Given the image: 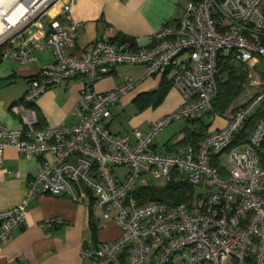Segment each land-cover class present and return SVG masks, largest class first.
<instances>
[{
  "label": "built area",
  "instance_id": "built-area-1",
  "mask_svg": "<svg viewBox=\"0 0 264 264\" xmlns=\"http://www.w3.org/2000/svg\"><path fill=\"white\" fill-rule=\"evenodd\" d=\"M74 1L0 0L2 59L34 61V53L44 50L53 56L10 107L22 125L13 130L0 122V165L8 148L26 161L40 160L23 202L0 211V245L23 225L29 203L38 195H63L94 205L104 221L115 222L120 230L116 240L82 249L90 264H113L122 255L126 264H264V119L246 129L264 105V80L254 78L259 67L264 72V0H188L176 22L149 37L147 49L116 45L107 28L82 56L68 52L81 27L72 18ZM58 4L65 23L44 25ZM220 60L248 71L232 117L209 131L197 149L155 152L153 142L167 126L212 109L222 77ZM118 65L145 71L137 80L126 77L114 90L95 92V82ZM163 76L180 94V107L146 129L111 133V111L121 98L139 81ZM76 79L84 84L70 112L74 123L38 130L31 106L48 89ZM220 155L228 168L218 164ZM148 177L165 185L186 181L206 191L188 204L137 205L130 193L139 181L148 185Z\"/></svg>",
  "mask_w": 264,
  "mask_h": 264
},
{
  "label": "crops",
  "instance_id": "crops-1",
  "mask_svg": "<svg viewBox=\"0 0 264 264\" xmlns=\"http://www.w3.org/2000/svg\"><path fill=\"white\" fill-rule=\"evenodd\" d=\"M187 1L75 0L72 18L81 27L74 48L68 52L76 56L90 53L96 42L106 34L107 28L110 29L112 41L116 45H125L130 50H145L149 47V37L164 25L172 24L180 18ZM62 10L60 4L53 7L43 19V24L47 25L51 20L64 24ZM34 57V61L24 63L10 59L0 61V122L9 129L15 130L22 125L21 117L13 113L10 107L25 95L29 79L36 76L39 69L53 58L49 50L35 52ZM126 69L134 70V73L128 76L134 80L139 79L145 71L143 66L112 67L107 76L95 82L94 91L104 93L114 90L123 83L125 78H122V74ZM168 78L163 76L141 80L135 89L126 95H131L129 101L132 102L140 94L157 90L160 82H167ZM83 84L82 79L70 80L48 89L41 95L31 106L37 119L36 128L44 130L62 122L73 124L70 112L80 98ZM181 104L180 94L171 88L156 109L150 108L136 113L132 120H129L134 123V127L123 133L111 131L109 123L113 122L115 117L111 111L112 118L108 129L115 135H124L133 128L146 129L159 118L177 110ZM215 118H211L210 124L216 121L217 125L212 129L209 127V131L223 127L229 120L217 115ZM181 139L182 135L180 139L169 140L164 144L166 150ZM153 150L161 153L155 142ZM183 151H168L162 154H177ZM45 159H49L48 155ZM39 170L38 158L26 161L12 148L3 151L0 165V211L16 207L23 202L27 185ZM16 172H19L17 178ZM94 209V205L87 207L63 195H38L29 203L23 225L14 231L10 240L0 245V264H90L82 257V249L114 241L120 236L115 222L96 217ZM91 225L96 228L95 238ZM113 264H119V261Z\"/></svg>",
  "mask_w": 264,
  "mask_h": 264
},
{
  "label": "trees",
  "instance_id": "trees-1",
  "mask_svg": "<svg viewBox=\"0 0 264 264\" xmlns=\"http://www.w3.org/2000/svg\"><path fill=\"white\" fill-rule=\"evenodd\" d=\"M264 43V40H263ZM3 50L0 48V61L2 60ZM221 77L218 80V93L212 103V109L198 117L186 119V127L182 130V139L167 147L169 152H179L187 147L197 149L200 142L209 132L210 124H206L203 117L214 114L224 118H231L236 110V101L243 92V87L248 77L242 65L230 64L227 60L219 61ZM171 89L170 81L162 80L157 90L140 94L135 97L132 104L137 113L147 109H156L163 101L168 91ZM235 103V106H234ZM264 119V105L255 113L246 124V129H250L254 120ZM245 137V134H243ZM193 187L186 181L171 182L164 187L154 186L148 183L146 186H136L130 196L137 205L147 202H163L171 206L188 204L192 199ZM92 235L95 238L96 228L91 225ZM119 264H126L125 256L118 258Z\"/></svg>",
  "mask_w": 264,
  "mask_h": 264
},
{
  "label": "rangeland",
  "instance_id": "rangeland-1",
  "mask_svg": "<svg viewBox=\"0 0 264 264\" xmlns=\"http://www.w3.org/2000/svg\"><path fill=\"white\" fill-rule=\"evenodd\" d=\"M234 66L236 64H233ZM244 68V67H243ZM245 70V69H244ZM246 73L248 71H245ZM134 73V70H130V69H126L125 72L122 74V78H126L128 76H130L131 74ZM248 74V73H247ZM225 76V75H224ZM222 76V78L224 77ZM248 78V77H247ZM254 78L257 79H261L264 80V72L262 70V68L259 67V71H256V74L254 75ZM247 80V79H246ZM136 92V91H135ZM244 92V91H243ZM242 92V93H243ZM134 94V93H132ZM131 95H125L124 97L121 98L120 102L112 109V114L114 117L113 122L110 121V129L112 132H118L120 131L121 133H123L125 130H128L129 128L134 127V123L133 122H129V120H132V118L135 116V114L137 113L135 111V108L132 104L131 101H129V97ZM240 97V96H239ZM238 97V99H239ZM238 101V100H237ZM236 101V103H237ZM235 106V103H234ZM211 118H215L214 114H208L205 115L203 117V120L206 124H210V120H212ZM186 119H181L179 121H175L172 124H170L169 126H167L162 132L159 133V135L155 138V144L159 150V152L161 153H167L168 151L166 150L165 147V143H167L169 140L173 141L175 139H180L181 138V132L183 130V128L186 127ZM217 125L216 121L210 124V128H214ZM218 164H220L222 167H226L228 168V164H227V160L225 155H220L219 156V161ZM146 181L148 183L153 184L154 186H158V187H164L165 184L161 181L158 180H154L152 178H146ZM144 181H139L138 185L139 186H143ZM205 187L204 186H195L193 187V194H192V199L194 202L198 201V197H202L205 194ZM95 213H96V217L98 218H102V214L100 210L94 209ZM174 264H177L175 262H173Z\"/></svg>",
  "mask_w": 264,
  "mask_h": 264
},
{
  "label": "bare ground",
  "instance_id": "bare-ground-1",
  "mask_svg": "<svg viewBox=\"0 0 264 264\" xmlns=\"http://www.w3.org/2000/svg\"><path fill=\"white\" fill-rule=\"evenodd\" d=\"M9 0H1V4L7 3Z\"/></svg>",
  "mask_w": 264,
  "mask_h": 264
}]
</instances>
